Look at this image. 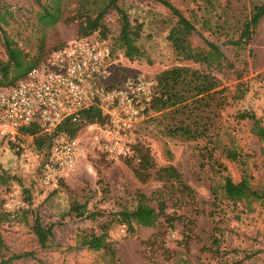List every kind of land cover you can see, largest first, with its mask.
Returning <instances> with one entry per match:
<instances>
[{"label": "rangeland", "instance_id": "1", "mask_svg": "<svg viewBox=\"0 0 264 264\" xmlns=\"http://www.w3.org/2000/svg\"><path fill=\"white\" fill-rule=\"evenodd\" d=\"M182 13L195 22L197 33L193 44L203 46V37L215 43L232 62L233 67L215 70L223 86L233 93L239 82L248 90L242 99L231 101L215 117L217 147L215 155L225 164L226 172L234 180L243 173L250 177L254 187L264 188V142L252 132L248 119L237 117L238 111H254L264 125V16L245 48L229 42L237 38L238 25L250 9V0H220L216 8L207 15L211 29L206 30L200 21L203 11L191 0H169ZM47 0H0V58L5 59L2 30L17 41L29 54L37 51L43 38L45 53L62 46L77 37L78 21L57 22L53 27L43 28L37 14ZM78 0H63V18L75 13ZM131 22L142 23V33L137 41L139 53L132 59L124 55L123 49L115 47L114 56L131 70L154 78L161 70L174 65L198 67L178 60L166 38L170 23L174 21L166 7L158 0H118ZM195 11L196 19L193 18ZM109 28L107 37L112 43L118 34L120 18L115 9L104 16ZM240 76V77H239ZM137 122L132 128L131 138L149 148L155 168L173 163L185 181L195 190V202L190 205L172 203L168 200V211L176 210L184 217L194 220L189 239H185L183 221H176L172 230L163 235V245L144 246L142 239L164 227L138 226L128 233L123 225H113L109 230L110 248L93 250L81 245V236L97 226L108 212L122 206L135 205L133 193L140 189L151 196L159 182L151 178L141 183L133 174L132 167L123 158L108 159L87 143V152L74 173L60 179L55 187H43L38 181L44 149L36 147L33 136L20 135L14 140L0 143V209L6 195L23 188L31 195L28 211L23 210L8 219L0 220V233L5 244L3 258L12 254L31 252L8 264H264V200L254 201L249 207L238 203L228 208L221 217L210 215L212 196L210 185L222 180L220 173H213L201 153L204 141H183L162 132V126L150 116ZM78 135L89 142L88 129L82 127ZM236 149L238 161H231L221 150ZM138 159H133L135 164ZM73 202L86 203L89 211H100L97 220L79 218L70 212ZM155 204L154 201L151 202ZM34 213L43 224L53 223V236L46 246L37 242L31 225ZM25 214V215H23ZM220 218V219H219Z\"/></svg>", "mask_w": 264, "mask_h": 264}, {"label": "trees", "instance_id": "2", "mask_svg": "<svg viewBox=\"0 0 264 264\" xmlns=\"http://www.w3.org/2000/svg\"><path fill=\"white\" fill-rule=\"evenodd\" d=\"M158 1L168 9L174 19L169 25L166 38L175 57L180 61L197 64L198 67L179 64L165 68L155 75V94L150 103V110L154 115H151L150 118L161 125L163 134L169 137H176L187 142L204 141L201 146L204 159H206L213 173L222 175L221 181L210 185L212 196L210 215L212 217H221L228 208L236 207L241 202H245L246 207H249L254 201L264 200V188L254 187L250 183V177L247 173H243L239 180H234L228 173H225V164L214 153L218 141V133L212 130L215 126V117L231 101L242 99L248 87L243 82H239L235 91L231 93L228 87L223 86L214 71H220L224 67H233L232 62L215 43L204 37L203 46L194 45L193 36L198 31L195 22L185 16L169 0ZM191 1L198 10L204 12L201 20H199L201 26L210 30L212 27L210 17L207 15L216 8L220 0ZM62 2L63 0H47L42 4L41 11L37 14V20L43 28L53 27L59 21L70 23L77 20L76 38L90 35L100 36L108 42L113 60L124 70L125 74L140 73L125 65L123 66L114 56L116 46L123 49L124 55L129 59L137 55L139 53L137 41L142 33V23L131 22L125 10L118 4V0H78L75 13L64 18ZM109 9H115L120 18L118 34L114 43L107 37L109 28L104 20ZM192 15L194 20L198 21L195 11ZM263 16L264 0H250L248 14L238 25V36L237 38H229V42L238 48L247 47L252 41ZM1 33L5 59L0 58V86L13 84L22 79L29 69L44 62L53 50L60 47L47 54L42 38L37 51L34 54H29L4 30ZM236 115L241 120H250L252 132L264 142V125L254 111H238ZM102 121L100 109L91 106L80 113L79 120L65 119L55 130L50 132H43L36 124L21 126L14 138L9 139V141L20 135L33 136L36 147L44 149L45 156L50 144L58 134L66 133L69 136H76L82 127ZM133 147L138 161L132 164L133 158H123L126 160V164L132 167L133 174L139 182L145 183L154 178L159 182V186L152 191L151 196L146 195L140 189L135 190L133 193L135 205L131 208L122 206L119 210L108 212L96 227L83 233L81 245L93 250L109 249V230L117 224L123 225L128 233L135 232L138 226L156 228L161 225L164 227V231L157 230L147 239L141 240L144 246H159L165 242L163 239L165 232L174 229L176 221H183L182 233L185 239H189L194 220L184 217V214H179L176 210L168 211L167 202L172 200L173 204H193L195 202V190L185 181L173 163L163 165L152 172L155 165L149 148L140 142H134ZM221 153L231 161L240 160V154L234 148L226 146L221 150ZM23 193L24 195L22 193L21 195L26 201V206L14 212H6L2 207L0 220L8 219L23 210L28 211L27 207L32 203L31 195L26 188H23ZM152 201L155 202L154 205H152ZM70 212L79 218L89 220H97L101 216L100 211H89L86 203L73 202L70 206ZM53 227L54 224L51 222L43 224L41 217L34 213L31 229L40 246H46L49 237L53 236ZM4 248L5 244L0 233V264H8L23 256L33 255L31 252H25L3 258ZM39 262V264H43L41 261Z\"/></svg>", "mask_w": 264, "mask_h": 264}, {"label": "built area", "instance_id": "3", "mask_svg": "<svg viewBox=\"0 0 264 264\" xmlns=\"http://www.w3.org/2000/svg\"><path fill=\"white\" fill-rule=\"evenodd\" d=\"M156 80L145 74H125L98 35L74 38L53 50L44 62L29 69L13 84L0 86V143L13 139L21 126L36 124L50 132L65 119L79 120L91 106L103 121L86 126L90 139L58 134L49 146L38 173L43 187H55L85 158L87 143L108 159H136L133 126L147 118ZM26 206L13 188L2 207L14 212Z\"/></svg>", "mask_w": 264, "mask_h": 264}]
</instances>
